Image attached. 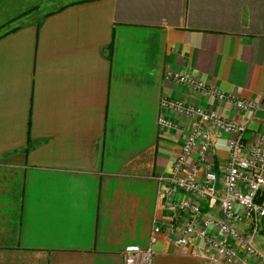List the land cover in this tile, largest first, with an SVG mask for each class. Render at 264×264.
Instances as JSON below:
<instances>
[{"label":"crops","instance_id":"1","mask_svg":"<svg viewBox=\"0 0 264 264\" xmlns=\"http://www.w3.org/2000/svg\"><path fill=\"white\" fill-rule=\"evenodd\" d=\"M46 2L58 6L34 20ZM0 30V264H122L128 246L150 248L151 264H246L213 262L196 240L150 242L192 126L169 114L160 128L159 103L246 123L248 142L264 134V0H0ZM173 73L258 108L233 110ZM210 136L219 174L227 135ZM187 168L202 174L195 151ZM254 244L264 256V221Z\"/></svg>","mask_w":264,"mask_h":264},{"label":"built area","instance_id":"2","mask_svg":"<svg viewBox=\"0 0 264 264\" xmlns=\"http://www.w3.org/2000/svg\"><path fill=\"white\" fill-rule=\"evenodd\" d=\"M165 79L251 116L258 108L247 100L194 81L187 74H168ZM159 108L160 128L171 127L166 116L169 114L192 120V126L160 191L162 210L170 219L161 227L153 228L150 242H154L153 234L163 233L177 247L200 241L210 251L213 262L241 260L246 264H264V256L254 244L264 221V134L253 135L248 142L243 139L247 133L246 123L223 119L211 110L179 100L163 97ZM212 132L227 135L228 158L219 174L211 170ZM193 151L201 175L187 168ZM152 260L150 248L128 246L122 252V264H151Z\"/></svg>","mask_w":264,"mask_h":264},{"label":"rangeland","instance_id":"3","mask_svg":"<svg viewBox=\"0 0 264 264\" xmlns=\"http://www.w3.org/2000/svg\"><path fill=\"white\" fill-rule=\"evenodd\" d=\"M56 6H58L57 3H47V2L45 3V5L44 4L36 5V7H34V9H36L37 7H39V11L36 12V14H35L36 16L34 17V20H38L42 14H44L48 10H51L53 8H56ZM1 31L2 30H0V32Z\"/></svg>","mask_w":264,"mask_h":264},{"label":"trees","instance_id":"4","mask_svg":"<svg viewBox=\"0 0 264 264\" xmlns=\"http://www.w3.org/2000/svg\"><path fill=\"white\" fill-rule=\"evenodd\" d=\"M65 6L61 7V8H64Z\"/></svg>","mask_w":264,"mask_h":264}]
</instances>
